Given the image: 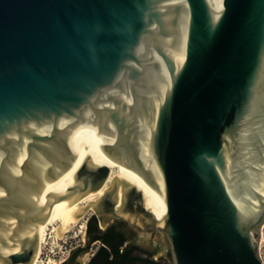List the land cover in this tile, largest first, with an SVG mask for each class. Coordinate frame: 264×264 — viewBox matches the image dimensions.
Instances as JSON below:
<instances>
[{"label":"water","instance_id":"95a60500","mask_svg":"<svg viewBox=\"0 0 264 264\" xmlns=\"http://www.w3.org/2000/svg\"><path fill=\"white\" fill-rule=\"evenodd\" d=\"M68 121L165 202L171 264H264V0H0V264L35 256Z\"/></svg>","mask_w":264,"mask_h":264},{"label":"bare ground","instance_id":"6f19581e","mask_svg":"<svg viewBox=\"0 0 264 264\" xmlns=\"http://www.w3.org/2000/svg\"><path fill=\"white\" fill-rule=\"evenodd\" d=\"M64 127L66 132L63 137L68 142H75L76 133L80 134L79 149L75 160L64 174L56 181H41L39 189L34 192V201L40 219L44 220L40 222L37 251L28 264H36L48 232L57 237L62 236L87 211L97 212L101 200L111 193L114 194L116 209H120L127 189L134 187L144 198V208L159 225L162 224L166 213L165 202L136 173L112 160L94 141V132H107L104 127L100 124L77 125L75 121L65 122ZM99 167L107 169V174L100 186L81 191L83 178L78 176L79 171L83 169L87 175H90ZM90 182L88 181L89 184ZM263 240L262 235L260 245ZM50 264H60V262Z\"/></svg>","mask_w":264,"mask_h":264},{"label":"flooded vegetation","instance_id":"af4514ba","mask_svg":"<svg viewBox=\"0 0 264 264\" xmlns=\"http://www.w3.org/2000/svg\"><path fill=\"white\" fill-rule=\"evenodd\" d=\"M112 195L101 200L98 211L89 215L79 231L83 245L70 249L60 264H171L165 240L151 229L141 192L128 188L120 209Z\"/></svg>","mask_w":264,"mask_h":264},{"label":"rangeland","instance_id":"374dc122","mask_svg":"<svg viewBox=\"0 0 264 264\" xmlns=\"http://www.w3.org/2000/svg\"><path fill=\"white\" fill-rule=\"evenodd\" d=\"M112 196L114 199V194ZM91 213L93 212L87 211L85 213L86 215L84 214V216L81 217V219L74 226H72L69 231L65 232L60 237L54 236V234L48 232L46 242L41 247V251L37 258L36 264H50L51 262H61L66 258L70 249L78 245L82 246L83 242L78 241V239L82 235L81 233H79V231L82 230L86 219ZM263 224L264 220L261 223L259 229H257V232L259 233V235L263 234L264 236V228H262ZM259 247L260 244H258V249ZM259 252L264 258V242L261 243V249L259 250ZM84 261L86 262V259Z\"/></svg>","mask_w":264,"mask_h":264},{"label":"built area","instance_id":"2783aa9c","mask_svg":"<svg viewBox=\"0 0 264 264\" xmlns=\"http://www.w3.org/2000/svg\"><path fill=\"white\" fill-rule=\"evenodd\" d=\"M258 257H259V259L264 263V258H263V256L261 255V253L259 252V249H258Z\"/></svg>","mask_w":264,"mask_h":264},{"label":"trees","instance_id":"16d2710c","mask_svg":"<svg viewBox=\"0 0 264 264\" xmlns=\"http://www.w3.org/2000/svg\"><path fill=\"white\" fill-rule=\"evenodd\" d=\"M108 255V254H107ZM106 259V258H105Z\"/></svg>","mask_w":264,"mask_h":264}]
</instances>
